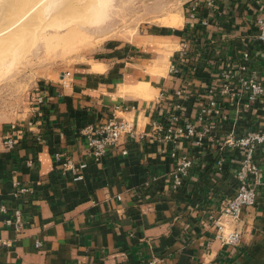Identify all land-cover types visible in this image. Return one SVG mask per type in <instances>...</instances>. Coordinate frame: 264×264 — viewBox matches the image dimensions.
I'll return each mask as SVG.
<instances>
[{
    "label": "crops",
    "instance_id": "crops-1",
    "mask_svg": "<svg viewBox=\"0 0 264 264\" xmlns=\"http://www.w3.org/2000/svg\"><path fill=\"white\" fill-rule=\"evenodd\" d=\"M216 2L209 11L219 26L203 36L213 34L214 43L205 50L211 45L219 57L207 54L198 64L178 60L182 39L190 33L185 21L172 33L167 27L163 34L133 37L126 54L108 47L110 58L76 68L67 86L61 76L40 80L16 120L0 121V264H264V145L255 152L261 169L256 203L243 210L238 223H227L242 232L241 243L222 245L210 218L219 216L221 200L237 188L242 153L224 140L264 121V100L250 108L230 102L214 116L217 127L200 144L182 140L177 155L187 154L193 163L176 190L170 181L173 145L153 127L168 122L174 93L182 87L187 95L179 99L181 115L196 120L210 74L242 61L246 50L250 67L263 73L256 20L264 16V0ZM172 64L182 72L172 73ZM113 112L147 136L123 138L96 162L82 129ZM196 124L204 130V123ZM8 137L15 139L12 148L4 143ZM65 158L86 167L77 174L64 171ZM15 182L27 191L16 196ZM17 208L25 223L20 232L2 223Z\"/></svg>",
    "mask_w": 264,
    "mask_h": 264
},
{
    "label": "built area",
    "instance_id": "built-area-1",
    "mask_svg": "<svg viewBox=\"0 0 264 264\" xmlns=\"http://www.w3.org/2000/svg\"><path fill=\"white\" fill-rule=\"evenodd\" d=\"M216 0H193L186 9V29L190 32L188 36L182 39L181 49L178 53V60L182 63H196L205 60L207 54L220 56V51L210 48L205 50L209 44L214 43L213 34L210 32L203 36L205 31L219 26L213 13L209 11L216 8ZM207 10V13H206ZM259 28L257 38L264 48V16L256 20ZM203 47H201L202 45ZM217 51V52H216ZM251 52L246 50L242 53V61H232L226 63L225 67L210 74L211 81L206 86L203 93L204 100L199 108L196 120L184 118L181 111L184 109L179 99L187 95V91L182 87L175 91L174 97L177 101L168 109V122L162 126L153 122L154 130L164 131L162 138L173 145L171 149L172 156H176V163L171 172V187L176 190L183 186L185 179L189 174L193 160L187 154L177 155V149L182 140H193L200 144L207 133L212 132L217 127L214 116H221L226 104L244 102L246 108L254 106L264 100V71L259 73L253 70L249 65ZM214 62V61H213ZM172 73H181V68L175 64L171 65ZM69 72H63L60 82L67 86L70 82L67 77ZM38 103L43 102L39 97ZM196 121L204 123V130H198ZM82 134L86 139V146L89 154L94 161H100L109 150L119 148L123 138L134 140H145L146 134L139 132L132 121L119 118L113 112L105 121L97 125H88L82 129ZM225 145L237 149L242 153V159L239 168L236 170L237 188L233 195L223 198L219 206V216L212 215L210 218L216 226L215 238L222 245L236 246L241 243L242 232L237 228L228 229V221L235 224L241 220L242 212L246 207L253 206L256 203L258 187L261 184V169L255 161V152L259 146L264 145V121L259 122L254 128L245 131L230 132L227 134ZM7 148L15 145V139L8 137L4 141ZM126 154L127 150L122 149ZM223 156L219 158L217 164L221 170L223 165ZM86 167V163L77 164L71 158L63 160V170L72 171L74 174L79 172L78 169ZM1 183V181H0ZM16 190L15 195H20L27 191L26 187L20 186L18 182L14 183ZM2 213H7L5 206L1 207ZM223 218H227L224 221ZM2 223L5 226L20 232L24 228V219L22 211L17 208L12 215H7ZM1 230V228H0ZM0 242L2 239L0 238ZM37 247L41 242L36 243ZM148 264H157L156 260H151Z\"/></svg>",
    "mask_w": 264,
    "mask_h": 264
},
{
    "label": "rangeland",
    "instance_id": "rangeland-1",
    "mask_svg": "<svg viewBox=\"0 0 264 264\" xmlns=\"http://www.w3.org/2000/svg\"><path fill=\"white\" fill-rule=\"evenodd\" d=\"M15 1L0 0V9L7 5L10 9L0 11V30L21 16L22 8L12 10ZM26 1L27 7L37 0ZM49 1L0 36V121L16 120L40 80H58L69 72L71 83L76 68L110 58L108 47L118 46L126 54L134 47L133 37L163 34L167 27L171 33V28L179 29L193 0Z\"/></svg>",
    "mask_w": 264,
    "mask_h": 264
},
{
    "label": "bare ground",
    "instance_id": "bare-ground-1",
    "mask_svg": "<svg viewBox=\"0 0 264 264\" xmlns=\"http://www.w3.org/2000/svg\"><path fill=\"white\" fill-rule=\"evenodd\" d=\"M44 0H37L36 3H34L33 5L31 6H27L28 5L26 0H16V8H13L12 10H18V8H22V13H21V16L19 18H17L15 21H13L12 23H10L7 27L4 28V25H3V28L0 30V36H2L3 34L7 33L8 31L10 30H13L15 27H17L18 25H20L21 23H23L24 21L27 20V17L28 15L30 14V12H32L33 10H35L36 8H38L42 3H43ZM49 1V0H48ZM92 1V0H91ZM22 2L25 3V6L22 5ZM50 2V1H49ZM71 2V1H70ZM76 3V2H75ZM2 9H5V10H9L10 9L8 8V5L4 8H1L0 11ZM42 10V9H41ZM31 15V14H30ZM64 16V15H62ZM66 16V15H65ZM48 21V20H47ZM2 22V21H1ZM0 22V23H1ZM3 24V23H2ZM27 24V23H26ZM44 24V23H43ZM74 25V23H73ZM2 26V25H1ZM89 26V25H88ZM71 27V25H70Z\"/></svg>",
    "mask_w": 264,
    "mask_h": 264
}]
</instances>
